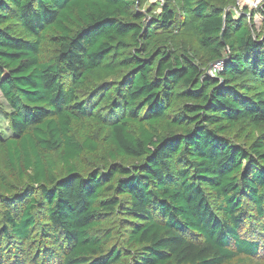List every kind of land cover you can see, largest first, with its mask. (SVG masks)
<instances>
[{
  "label": "trees",
  "instance_id": "16d2710c",
  "mask_svg": "<svg viewBox=\"0 0 264 264\" xmlns=\"http://www.w3.org/2000/svg\"><path fill=\"white\" fill-rule=\"evenodd\" d=\"M145 2L0 0V264L258 255L241 231L264 244V0L259 31L236 0H179L198 61L155 40L177 15Z\"/></svg>",
  "mask_w": 264,
  "mask_h": 264
},
{
  "label": "rangeland",
  "instance_id": "374dc122",
  "mask_svg": "<svg viewBox=\"0 0 264 264\" xmlns=\"http://www.w3.org/2000/svg\"><path fill=\"white\" fill-rule=\"evenodd\" d=\"M262 1L263 0H236V6H229L226 8V11L231 13L235 18H239L244 15L250 18L255 12L252 24L254 25V28L259 31L263 26V16L260 13ZM163 5L170 7L175 12L177 15L176 22L168 30H156L155 40L166 43L167 45H180L188 50L190 54L196 57V61L200 60L202 55L198 51L196 39L188 27V23L192 20L191 16L189 13L185 12L179 3V0H146L143 6V12H145L149 18H152V16L157 17L161 6ZM212 69L213 67H209L207 74H210ZM0 102L2 106L0 109V131H2L5 135H8L10 132L7 126V116L9 110L6 107L4 101L1 99V96ZM27 187L35 188L36 186L25 182L20 189L24 191ZM241 234L243 237L247 238V240L255 239L260 241L261 248L258 252V255L255 257L253 256L250 258L234 260L232 263L227 264H264V244L262 243V235L258 233L257 228L246 224L241 231Z\"/></svg>",
  "mask_w": 264,
  "mask_h": 264
},
{
  "label": "built area",
  "instance_id": "2783aa9c",
  "mask_svg": "<svg viewBox=\"0 0 264 264\" xmlns=\"http://www.w3.org/2000/svg\"><path fill=\"white\" fill-rule=\"evenodd\" d=\"M222 66V63H216L215 65H213V69L210 71V76L211 77H214L216 75V72H218L220 70Z\"/></svg>",
  "mask_w": 264,
  "mask_h": 264
}]
</instances>
